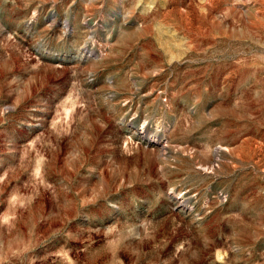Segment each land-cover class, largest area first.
<instances>
[{
    "label": "rangeland",
    "instance_id": "1",
    "mask_svg": "<svg viewBox=\"0 0 264 264\" xmlns=\"http://www.w3.org/2000/svg\"><path fill=\"white\" fill-rule=\"evenodd\" d=\"M0 264H264V0H0Z\"/></svg>",
    "mask_w": 264,
    "mask_h": 264
},
{
    "label": "bare ground",
    "instance_id": "2",
    "mask_svg": "<svg viewBox=\"0 0 264 264\" xmlns=\"http://www.w3.org/2000/svg\"><path fill=\"white\" fill-rule=\"evenodd\" d=\"M221 149H222L221 147L216 148L214 153L216 154L218 152H221L222 151ZM193 162H194V160H193ZM208 162H209V158L208 157L203 159V164L208 163ZM214 169H215V165H212L210 167V170H214Z\"/></svg>",
    "mask_w": 264,
    "mask_h": 264
}]
</instances>
